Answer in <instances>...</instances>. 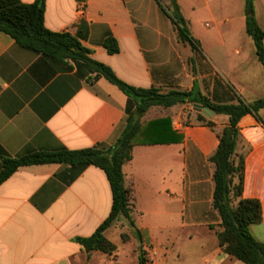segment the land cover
I'll use <instances>...</instances> for the list:
<instances>
[{"label": "crops", "instance_id": "1", "mask_svg": "<svg viewBox=\"0 0 264 264\" xmlns=\"http://www.w3.org/2000/svg\"><path fill=\"white\" fill-rule=\"evenodd\" d=\"M177 2L199 51L179 41L166 9L169 0H47L45 26L77 37L91 59L136 88L168 93L197 87L222 105L264 99V68L247 34L245 0ZM255 12L264 30V0H255ZM109 37L117 39L118 54L104 47ZM130 102L85 63L35 53L0 32V173L5 158L114 145L126 128ZM175 108L154 107L143 123L170 116L183 142L137 145L123 169L150 264H170L175 254L181 261L194 256L195 264H244L220 246L222 219L213 208L210 157L229 117L194 105L215 128L177 126ZM238 129L237 155L245 157L243 199L261 202L263 221L251 232L264 243V119L247 115ZM112 205L108 177L97 167L20 168L0 185V264H117L124 251L109 238L111 229L106 236L118 247L114 256L88 253L76 241L92 236Z\"/></svg>", "mask_w": 264, "mask_h": 264}, {"label": "trees", "instance_id": "2", "mask_svg": "<svg viewBox=\"0 0 264 264\" xmlns=\"http://www.w3.org/2000/svg\"><path fill=\"white\" fill-rule=\"evenodd\" d=\"M47 0H36L25 4L21 0H0V32L13 38L16 43L35 53L43 54L61 62L71 59L85 63L93 72L103 76L119 87L131 100L127 108L126 128L117 142L109 147H95L70 151L62 149L56 152H37L21 158L3 160L0 173V185L7 181L20 168L27 166L63 164L84 170L94 166L105 172L108 177L113 205L110 216L86 238H77L88 253L101 252L108 257L118 252L106 233L121 222H126L133 234L141 242L133 217L132 189L125 184L124 166L133 159V149L137 145H157L182 143L183 134H178L172 126V118L151 120L143 123V118L154 107L169 110L178 105H201L216 115L229 117L230 123L219 133L220 145L210 157L214 165L215 191L213 208L222 219L223 231L218 232L220 246L230 255L244 264H264V243L255 239L251 226L263 221L261 202L255 199H243L245 183V157L237 155L239 123L247 115H255L264 109V99L252 103L240 101L238 104H216L206 98L194 87L192 91L171 90L168 93L160 88H136L122 81L108 66L91 59L79 39L69 33H54L45 26V6ZM166 8L171 17L179 41L200 50V42L194 38L189 21L183 15L177 0H169ZM246 30L253 40L256 55L264 68V30L259 24L255 12V0H245ZM104 47L111 55L120 52L117 39L109 37ZM194 63V60H191ZM198 121L212 129L215 123L198 114ZM237 180V182H236ZM125 241L128 236L122 234ZM138 264H150L148 254L140 252Z\"/></svg>", "mask_w": 264, "mask_h": 264}, {"label": "rangeland", "instance_id": "3", "mask_svg": "<svg viewBox=\"0 0 264 264\" xmlns=\"http://www.w3.org/2000/svg\"><path fill=\"white\" fill-rule=\"evenodd\" d=\"M171 115L180 117L181 120L176 119L177 126H181L183 122L186 126H193L194 124L199 123L198 112L195 111L193 105H178L174 111H171ZM260 117L264 119V112L261 113ZM122 223V225L118 224L116 227L111 228L108 233L111 241L116 243L120 249L124 251L121 261L117 264H138L140 252H146V254H148V251L144 249L142 242L133 234L129 225L126 222ZM122 234H126L128 236L125 241L122 238ZM170 264H195V257L193 256L192 258H187L181 261L175 254Z\"/></svg>", "mask_w": 264, "mask_h": 264}, {"label": "water", "instance_id": "4", "mask_svg": "<svg viewBox=\"0 0 264 264\" xmlns=\"http://www.w3.org/2000/svg\"><path fill=\"white\" fill-rule=\"evenodd\" d=\"M196 108H198V109H205V111H207V112H209V113H211V114H214V112H212L211 110H209L208 108H205V107H203V106H201V105H196Z\"/></svg>", "mask_w": 264, "mask_h": 264}, {"label": "built area", "instance_id": "5", "mask_svg": "<svg viewBox=\"0 0 264 264\" xmlns=\"http://www.w3.org/2000/svg\"><path fill=\"white\" fill-rule=\"evenodd\" d=\"M148 258H149V261H150V256H149V254H148Z\"/></svg>", "mask_w": 264, "mask_h": 264}]
</instances>
